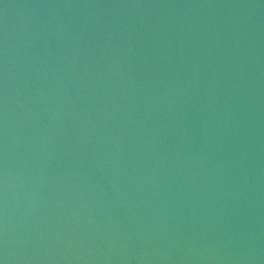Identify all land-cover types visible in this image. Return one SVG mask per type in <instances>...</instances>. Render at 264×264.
<instances>
[{
  "label": "water",
  "instance_id": "obj_1",
  "mask_svg": "<svg viewBox=\"0 0 264 264\" xmlns=\"http://www.w3.org/2000/svg\"><path fill=\"white\" fill-rule=\"evenodd\" d=\"M0 264H264V0H0Z\"/></svg>",
  "mask_w": 264,
  "mask_h": 264
}]
</instances>
